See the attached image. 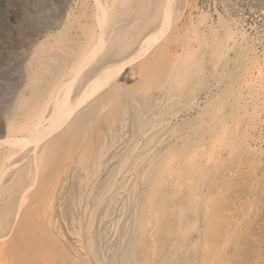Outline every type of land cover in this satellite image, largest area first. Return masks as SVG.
I'll return each mask as SVG.
<instances>
[{"label": "rangeland", "instance_id": "1", "mask_svg": "<svg viewBox=\"0 0 264 264\" xmlns=\"http://www.w3.org/2000/svg\"><path fill=\"white\" fill-rule=\"evenodd\" d=\"M28 1L0 0V65L3 63L0 66V111H2L0 136L5 134L3 138L7 136L6 140L13 139V141L18 139L17 137H23L22 128L29 124L31 126L41 115L42 103L49 100L54 87L53 80L61 74L62 67L66 68L70 62L66 80L69 79L68 77H75L79 71L82 60L80 58L86 51L81 50L83 46L81 42H86L85 48L90 43L87 38L85 39L86 31L87 35L90 32V36L93 30L99 31L94 20L92 24L89 22L80 29L79 23H85V20L77 16L81 4L78 6L75 0L68 2L66 11L64 10L63 16L56 22L61 24V27L58 24V28H48L42 22V24L32 22L29 15L30 10L34 9L27 5L23 6L29 3ZM176 1L178 3L174 11H177L174 13L178 16L183 13L181 18L177 23L173 18L171 29L168 28V31L163 32L164 39L160 35L159 39L152 41V45L147 47L150 49L146 55L144 54L147 57L144 58L145 62L142 59L144 56L137 57L128 66V70L126 69V73L130 70L134 72L136 78L135 76L131 78L129 74L121 75L116 79L118 85L111 88L107 86L98 91L94 95L95 98L92 97L91 103L86 104L85 113L73 119L67 127L57 132L53 139L50 138L40 145L25 142L22 147L19 145L16 147L12 144L13 141L9 140L0 144V264H264V91H262L264 89V79H262L264 78V0H188L189 3L187 0ZM36 2L38 4L40 0ZM87 2L91 5L94 3L93 0ZM55 11L57 10L53 7L48 15H53ZM68 12H73V16L77 19L73 17L71 23L66 19L64 25ZM118 14L115 15L119 18L114 16L116 20L113 21L115 19L113 18V23L120 19L118 22L124 23L119 25L127 26L130 31L126 29L125 32L130 33H125L127 34L125 40V37L121 36L122 32L120 37L116 36L121 30L120 26H118L120 29L109 30L113 32L112 39L108 36V42L113 43L114 47L107 48L108 52L106 51L103 56L105 61L110 58L112 60L111 55L114 58L115 55L112 53L116 51L112 49L119 47H116L117 40L121 42L123 40L127 52L134 53L135 56L141 51L143 27L140 28L143 22L140 20L144 21V19L140 18L135 24L131 22L136 18L135 15L131 14L127 22L128 19L124 20L122 16L124 14L121 13L119 16ZM203 25L212 29L207 30ZM149 27L151 34L158 36L159 24ZM40 29H43L42 34L36 36ZM81 31L85 33L82 34ZM208 33L210 36L207 35ZM114 34L117 38L113 36ZM129 35L131 37L128 38ZM192 35L195 37L193 38ZM232 35L236 37L233 38ZM175 38H178L177 42L180 44L174 42ZM208 38L210 42H205ZM201 41L204 43L202 44ZM130 42L134 43V46ZM182 44L190 48V55L186 54ZM205 44L207 48H204ZM242 47L245 49L243 50ZM59 48H63V51ZM207 50H209L208 56ZM216 51L217 53L220 51L222 57L218 58L219 53L217 55ZM149 52L152 53L148 54ZM157 54H160V58ZM225 56L230 57V60ZM156 58H158L157 62ZM152 59L154 60L150 62L152 65L148 63L146 66L149 69L146 68L148 70L145 72L144 63ZM169 59L174 61L172 67L173 63ZM178 59L179 62L176 61ZM192 59H196L193 61L194 64ZM207 60L211 63H205ZM189 61L193 65L192 69L189 67L191 65ZM139 62L144 63L140 65ZM214 62H217V67ZM139 65L140 67L143 65L142 68L139 69ZM170 67L173 70L171 73ZM178 67L185 68V71H181L183 78H178L176 75ZM259 67L262 70H260L261 77L257 73ZM188 70L194 71L191 72V76ZM206 70L210 72L207 73ZM223 71L224 74L226 72L229 74L222 76ZM230 71L233 73L231 74ZM87 72L83 71L82 77ZM139 72L143 73V77ZM188 75L190 78H187ZM207 78H211L210 81ZM245 82H249L246 83L248 85ZM191 83L196 84V87ZM181 85L184 87L181 88ZM144 86L145 88L142 89ZM189 88H193L192 92L195 88L196 93L190 92L191 89L188 91ZM253 94L254 97L259 96L262 101L254 98ZM205 97H208V100ZM246 99L248 101H245ZM108 100L109 102H106ZM249 103L250 105H247ZM230 105L234 107L231 108ZM210 119L213 122L211 124ZM209 124L211 126L208 127ZM227 126L231 129L226 128ZM156 141H158L157 145ZM219 143L222 146L220 149ZM158 168L162 169H159L160 176L157 174L159 171H155ZM155 174L156 177L159 176V182L158 180L155 182L157 179Z\"/></svg>", "mask_w": 264, "mask_h": 264}, {"label": "bare ground", "instance_id": "2", "mask_svg": "<svg viewBox=\"0 0 264 264\" xmlns=\"http://www.w3.org/2000/svg\"><path fill=\"white\" fill-rule=\"evenodd\" d=\"M39 1V0H38ZM71 0H40V2L37 4V2H36V0H29L28 2L29 3H25V4H23V6H29L30 8H33L34 10H30L31 11V14L29 15V18H30V20L32 21V22H37V23H43L44 24V26L46 25L48 28H58V24L59 23H56L57 21H58V19H60L62 16H63V12H64V10L65 9H67V4H68V2H70ZM74 1V0H73ZM72 1V2H73ZM90 1V0H89ZM185 2H186V0H184ZM75 2H76V4L78 5V6H80L79 4H81V7H80V10L78 11V17L81 19H84L85 20V23H79V27H80V29L82 28V25H88L89 24V22H91L90 24H92L93 23V21L92 20H94V22H95V26H97V28H99V31H95V30H93L92 32H91V36H90V32L88 33V35H87V31H86V33L85 32H83V31H81L82 32V34L83 33H85V39L87 38L88 39V41L90 42V43H88L87 45H86V48L88 47V49H86L85 47H84V45L86 44V42L84 41L83 43L81 42V45H83L82 46V48H81V50L83 51V50H86L85 51V54L84 55H82V57L80 58V59H82L81 60V66H80V69L79 68H76V69H79V71L77 72V74L75 73V71H74V73L76 74L75 75V77H72V78H70V77H68L69 79H67L66 80V78L65 77H67L68 75H69V70L67 71V69H68V67L70 66V62L67 64V66H66V68H63L62 67V71H61V74H58V76H56V78L53 80L54 81V87H52V91H51V93H50V95H49V100H46V101H43L44 103H42L43 105H42V110H41V115H39L38 116V118L35 120V122L31 125V126H26V127H23L22 128V130H24V134L22 135L23 137H21V138H19V137H17L18 139H16V140H14L13 141V139H8L9 141H13L12 142V144L13 145H16V147H17V145H19V146H24L25 145V142L26 143H36L37 145H40V143H44V142H46L48 139H50V138H52V137H54L55 135H56V133L57 132H59L61 129H63L65 126L67 127V125L68 124H70V122L73 120V119H75L76 117H78L80 114H84L85 113V106H86V104H90L91 103V100H92V97H94V95L99 91L100 92V90H102L103 88H105V87H109V88H111V87H113L114 85L116 86V85H118L117 84V81H116V79H118L121 75H126V74H129L130 75V77L132 78H134V76H135V78H136V75L134 74V72H132L131 70L128 72V73H126V69L128 68V66L129 65H131V62H133V61H135V59L137 58V57H140V56H144V54L146 55L147 54V51H148V49H150V48H147V47H149V46H151L152 45V41H156L157 39H159V36L161 35V37L164 35V33L163 32H166V30L168 31V28H169V30L171 29V27H170V25H172L173 23H172V20H173V18H175V21H176V23H177V20H179L181 17V15L183 14H181L180 13V15L178 16L177 15V13H174L175 11H177V10H175L174 11V9H175V6H176V3H178L176 0H155V2H153V0H93V5H91V4H89V2H87V0H75ZM187 2H188V0H187ZM74 3V2H73ZM91 3V2H90ZM189 3V2H188ZM179 4H180V1H179ZM179 4H178V6H179ZM71 5V4H70ZM69 6V5H68ZM53 7H54V9H56L57 11H55L56 13H54L53 15H48L49 14V12H50V10H52L53 9ZM120 7H121V9H120ZM152 7H153V9H152ZM29 9V8H28ZM185 11H186V9L185 8H183ZM126 10V11H125ZM179 10V9H178ZM28 11V10H27ZM66 11V10H65ZM72 11H73V9H72ZM77 10H75V12H76ZM126 12V13H125ZM69 13V12H68ZM117 13H119L118 14V16L122 13V14H124V15H122L123 16V18H124V20L125 19H128L129 17H131L130 15L132 14V15H135L136 16V18H134V19H132L131 20V22H135V24H136V21L138 20L139 21V19L140 18H142V19H144V21L143 20H140V21H142L143 23V26H141V28L140 29H142V27H143V36H142V39H141V51H139L138 53H136L137 54V56H135L134 55V53H130L129 51L127 52V50H126V45L123 43V40H122V42L121 41H119V40H117V44H116V47H118V48H116V49H112V50H114V52L116 51V53H112V54H114L115 56H114V58H113V56L111 55V57H112V60H111V58H110V56H109V58H110V60L108 59V60H104L103 59V56L105 55V53H106V51H107V48H110L111 46L112 47H114V45H113V43H109L108 42V36H109V38L111 37V33L113 32V31H111V32H109V30H111L112 28H114V29H120L121 28V30L118 32V34H116V36L117 37H120V33H121V36H123V37H125L127 34H125V33H127V32H125V30L127 29H129V28H126L127 26H120L119 24L121 23L122 25H123V23L122 22H116L115 24H117V25H115L114 23H113V21H115L116 20V18L114 17V16H116L117 17V15H115V14H117ZM51 14V13H50ZM178 14H179V11H178ZM190 13L188 12V15H189ZM193 14V13H192ZM74 15V13L72 12H70L69 14H67V16H65L66 18H65V23H64V25H66V19L67 20H69L68 22L69 23H71V22H73V20H72V18L74 17L73 16ZM187 15V14H186ZM94 16V18L92 19V17ZM134 16V17H135ZM177 16L179 17V18H177ZM28 17V16H27ZM91 17V18H90ZM186 17V16H185ZM188 17V16H187ZM75 18V17H74ZM113 18H115L113 21H112V19ZM117 18H119V17H117ZM23 19V18H22ZM75 19H77V18H75ZM91 19V20H90ZM122 19V18H121ZM196 19V18H195ZM89 20V21H88ZM123 20V19H122ZM174 21V20H173ZM197 21V20H196ZM21 22V21H20ZM127 22H129V19H128V21ZM195 22V21H194ZM198 22V21H197ZM41 23V24H42ZM63 23V22H62ZM126 23V22H125ZM172 23V24H171ZM175 23V24H176ZM201 23L202 22H200L199 24L201 25ZM138 24V23H137ZM140 24V23H139ZM157 24H159V27H160V29H158V36H157V34H151V28L149 27L150 25H155V26H157ZM186 24V23H185ZM196 24V23H195ZM21 25V24H20ZM60 26L59 27H61V24H59ZM75 25V24H74ZM128 25H129V23H128ZM131 25H133L132 23H131ZM200 25H197V26H200ZM70 26V25H69ZM118 26H120V28L118 27ZM136 26V25H135ZM140 26V25H139ZM174 26V25H173ZM177 26V25H176ZM181 26V25H180ZM204 27H205V25H203ZM33 27V26H32ZM62 27H63V24H62ZM75 27H76V25H75ZM123 27V28H122ZM130 27V26H129ZM132 27V26H131ZM182 27H183V25H182ZM209 27V26H208ZM29 28V27H28ZM41 28V27H40ZM43 28V27H42ZM78 28V27H77ZM174 27H172V29H173ZM181 28V27H180ZM207 30L208 29H212V27L211 28H207V27H205ZM204 28V29H205ZM46 29V28H45ZM61 29H63V28H61ZM68 29V28H67ZM88 29V28H87ZM133 29V28H132ZM136 29V28H135ZM137 29H138V26H137ZM187 29V28H186ZM196 29V28H195ZM203 29V30H204ZM232 29L233 28H231V32H233L232 31ZM29 30H31V29H29ZM37 30V29H36ZM47 30V29H46ZM89 30V29H88ZM152 30H154V29H152ZM213 30H214V28H213ZM239 30H240V28H239ZM34 31H35V29H34ZM33 31V32H34ZM42 31H43V29H40V30H38L37 31V35L36 36H38V34L40 33V34H42ZM63 31V30H62ZM67 31V30H66ZM70 31V30H69ZM74 31V30H73ZM129 31H130V29H129ZM132 31H135V30H132ZM131 31V32H132ZM136 31H138V30H136ZM172 31V30H171ZM186 31V30H185ZM192 31V30H191ZM241 31V30H240ZM239 31V32H240ZM19 32V31H18ZM52 32H54V31H52ZM58 32V31H57ZM155 32H157V31H155ZM200 32V31H199ZM212 32H214V31H212ZM220 32V31H219ZM29 33V32H28ZM32 33V32H31ZM59 33V32H58ZM62 33H64V31L62 32ZM114 33H116V31L114 32ZM128 33H130V32H128ZM171 33V32H170ZM177 33V32H176ZM181 33H182V31H181ZM194 33V32H193ZM196 33V32H195ZM201 33H202V31H201ZM200 33V34H201ZM204 33V32H203ZM202 33V34H203ZM81 34V33H80ZM141 34V33H140ZM167 34V33H166ZM175 34V33H174ZM197 34V33H196ZM205 34V33H204ZM219 34V33H218ZM245 34V33H244ZM5 35V34H4ZM44 35V34H43ZM48 35V34H47ZM133 35V34H132ZM173 35V34H172ZM184 35V34H183ZM198 35V34H197ZM207 35H209V33L207 34ZM237 35V34H236ZM236 35H232L233 36V38H234V36L236 37ZM240 35H241V33H240ZM34 36V35H33ZM46 36V35H45ZM114 37H116L115 36V34L113 35ZM136 36H138V35H136ZM178 36V35H177ZM180 36H181V34H180ZM210 36V35H209ZM212 36H214L213 34H212ZM231 36V37H232ZM244 36V35H243ZM243 36H241V37H243ZM21 37H22V35H21ZM35 37V36H34ZM48 37V36H47ZM116 37V38H117ZM129 37H131L130 35L128 36V38ZM172 37V36H171ZM192 37H193V35H192ZM192 37H191V39H192ZM195 37V36H194ZM193 37V38H194ZM201 37V36H200ZM219 37V36H218ZM240 37V36H239ZM239 37H237V39L239 40ZM19 38V37H18ZM27 37H25V39H26ZM30 38V37H29ZM43 38V37H42ZM52 38H53V36H52ZM79 38H81V36H79ZM137 38H139V37H137ZM163 38V37H162ZM165 38H166V35H165ZM178 38H180V37H178ZM177 38V39H178ZM198 38H199V36H198ZM202 38V37H201ZM200 38V39H201ZM245 38V37H244ZM20 39V38H19ZM31 39H33V37L31 38ZM37 39V38H36ZM41 39V38H40ZM58 39V38H57ZM84 39V40H85ZM111 39H112V37H111ZM118 39H121V38H118ZM132 39V38H131ZM134 39H135V36H134ZM164 39V38H163ZM176 39V38H175ZM177 39L174 41L175 43H178L177 42ZM181 39V38H180ZM179 39V40H180ZM213 39V38H212ZM18 40V39H17ZM27 40H30V39H28L27 38ZM52 40V39H51ZM62 40V39H61ZM79 40H81V39H79ZM125 40H127L126 39V37H125ZM138 40V39H137ZM203 40H204V38H203ZM202 40V41H203ZM15 41V40H14ZM13 41V42H14ZM32 41V40H31ZM41 41V40H40ZM47 41V40H46ZM54 41H56V40H54ZM63 41V40H62ZM82 41V40H81ZM93 41V42H92ZM130 41V40H129ZM161 40H159V42H160ZM172 41V42H173ZM193 41H194V39H193ZM201 41V42H202ZM210 42V40H209V38H208V40H205V42ZM212 41V40H211ZM229 41V40H228ZM232 41V40H231ZM240 41V40H239ZM249 41V40H248ZM247 41V42H248ZM43 42H44V40H43ZM49 42H51V41H49ZM125 42V41H124ZM128 42V41H127ZM158 42V41H157ZM158 42V43H159ZM172 42H170V43H172ZM190 42V41H189ZM236 42H238L237 40H236ZM241 43H242V41H240ZM245 42V41H244ZM24 43H26V42H24ZM32 43V42H31ZM55 43V42H54ZM116 42L114 41V44H115ZM129 43V42H128ZM132 42H130V44H131ZM204 42H202V44H203ZM212 43L214 44V39H213V41H212ZM28 44V43H27ZM27 44H25V45H27ZM37 44V43H36ZM130 44H129V46H130ZM133 44V46H134V43H132ZM131 44V45H132ZM178 44H180V42L178 43ZM177 44V45H178ZM230 43H228V45H229ZM235 44H237V43H234V45ZM253 44V43H252ZM251 44V45H252ZM42 45V44H41ZM44 45H45V43H44ZM48 45H50L49 43H48ZM47 45V46H48ZM76 45V44H75ZM74 45V46H75ZM79 45H80V41H79ZM155 45V44H154ZM175 45V44H174ZM209 45V44H208ZM227 45V44H226ZM239 45V44H238ZM243 45V44H242ZM245 45V44H244ZM254 45V44H253ZM252 45V47L254 48V46ZM33 46H34V44H33ZM110 46V47H109ZM128 46V45H127ZM140 46V45H139ZM180 46V45H179ZM181 46H183L184 47V51H186V54L188 55L189 53H190V48L189 47H187L186 45H184V44H182ZM205 47L204 48H207L206 46H207V44H205L204 45ZM231 46H233V43H232V45ZM240 46V45H239ZM247 46V45H246ZM27 47H28V45H27ZM130 47H132V46H130ZM170 46H168V48H169ZM175 47H176V45H175ZM178 47V46H177ZM208 47H210V46H208ZM238 47V46H237ZM18 48V47H17ZM66 48V47H65ZM168 48H167V50H168ZM179 48V47H178ZM212 48V47H211ZM230 48V47H229ZM233 48V47H232ZM240 48H241V46H240ZM248 48H249V45H248ZM26 49V48H25ZM32 49V48H31ZM31 49L29 50V51H31ZM56 49V48H55ZM54 49V50H55ZM60 49V48H59ZM58 49V50H59ZM63 49V48H62ZM62 49H60V50H62ZM69 49V48H68ZM71 49H73V47L71 48ZM235 49V48H234ZM242 49H243V47H242ZM245 49V48H244ZM243 49V50H244ZM16 50V49H15ZM22 50V49H21ZM28 50V49H27ZM26 50V51H27ZM47 50V49H46ZM49 50H50V48H49ZM53 50V51H54ZM67 50V49H66ZM75 50V49H74ZM131 50V49H130ZM174 50V49H173ZM180 50V49H179ZM203 50H205V49H203ZM250 50H251V48H250ZM249 50V51H250ZM22 51H24V49L22 50ZM36 51V50H35ZM42 51V50H41ZM63 51V50H62ZM69 51H70V49H69ZM137 51V50H136ZM155 51H156V49H155ZM154 50H153V52H155ZM208 51V52H207ZM206 51V53H207V56L209 55L208 53H209V50H207ZM215 51V50H214ZM224 51V50H223ZM227 51V50H226ZM248 51V52H249ZM257 51V50H256ZM255 51V52H256ZM38 52V51H37ZM50 52V51H49ZM108 52V51H107ZM110 52H112L111 50H110ZM159 52V51H158ZM158 52H156V53H158ZM163 52V51H162ZM166 52V51H165ZM169 52H170V50H169ZM173 52V51H172ZM171 52V53H172ZM180 52V51H179ZM200 52V51H199ZM212 52V51H211ZM247 52V51H246ZM252 52V51H251ZM22 53V52H21ZM34 53H36V52H34ZM84 53V52H83ZM139 53H140V55H139ZM150 53H152V52H149L148 54H150ZM156 53H154L153 55L155 56V54ZM160 53V52H159ZM182 53V52H181ZM197 53V52H196ZM213 53V52H212ZM216 53H217V51H216ZM218 53H219V55H218ZM218 53H217V57L218 58H220V57H222V54L220 55V51H218ZM26 54V53H25ZM24 54V55H25ZM31 54V53H30ZM36 54H38V53H36ZM41 54V53H40ZM53 54V53H52ZM52 54H51V56H52ZM71 54V53H70ZM82 54V53H81ZM111 54V53H110ZM170 54V53H169ZM173 54V53H172ZM175 54H176V52H175ZM198 54V53H197ZM250 54V53H249ZM254 54H256L257 55V53H254ZM78 55H79V53H78ZM139 55V56H138ZM158 55V54H157ZM164 55V54H163ZM168 55V54H167ZM177 55H178V53H177ZM179 55H181V54H179ZM190 55V54H189ZM199 55H200V53H199ZM198 55V56H199ZM205 55V54H204ZM215 55V54H214ZM247 55V54H246ZM19 56V55H18ZM46 56V55H45ZM50 56V57H51ZM56 56V55H55ZM72 56V55H71ZM135 56V57H134ZM160 56V54L158 55V58H160L159 57ZM161 56H162V54H161ZM164 56H166V55H164ZM171 56H173V55H171ZM206 56V55H205ZM220 56V57H219ZM242 56V55H241ZM76 59H77V54H76ZM79 57V56H78ZM176 57V56H175ZM215 57V56H214ZM226 58L228 57V56H225ZM7 58V57H6ZM41 58V57H40ZM42 58H44V57H42ZM105 58V57H104ZM147 59V57H143L142 59ZM149 58V57H148ZM153 59H154V57H152ZM158 58H156V62H157V59ZM166 58H167V56H166ZM170 58V57H169ZM176 58H178V57H176ZM197 58H199V57H197ZM196 58V59H197ZM208 58H210V57H208ZM216 58V57H215ZM217 58V59H218ZM230 58V57H229ZM229 58H227V59H229ZM241 58V57H240ZM243 58H245L246 59V57H244V55H243ZM249 58V57H248ZM104 61H103V60ZM139 59H141V58H139ZM145 59H144V62H145ZM150 60L149 62L146 60V64L144 63V65H145V67L143 66V68H148L149 69V67L148 66H146V65H148V63H150L151 61H154V60ZM161 59H162V57H161ZM168 59V58H167ZM196 59H194V60H196ZM165 60V59H164ZM163 60V61H164ZM170 60V62H172L171 60L172 59H169ZM182 60V59H181ZM193 59H192V63H193V61H194ZM198 60V59H197ZM203 60H204V58H203ZM230 60V59H229ZM228 60V61H229ZM237 60V63H238V59H236ZM235 60V61H236ZM72 61H73V59H72ZM78 61H79V59H78ZM103 61V62H102ZM138 61V60H137ZM136 61V62H137ZM176 61H180L179 59L178 60H176ZM185 61V60H184ZM211 61L213 62V60L211 59ZM211 61H209L210 63H211ZM219 61H220V59H219ZM218 61V62H219ZM226 62H228L227 60H225ZM261 61V60H260ZM53 62V61H52ZM96 62V63H95ZM102 62V63H101ZM160 62V60H158V63ZM165 62V61H164ZM168 62V61H167ZM166 62V63H167ZM174 62V61H173ZM172 62V63H173ZM178 62H176L175 64L177 65L178 64ZM197 62V61H196ZM206 62H208V60L207 61H205V63ZM208 62V63H209ZM255 62H257V60L255 61ZM29 63H31V62H29ZM43 63V62H42ZM100 64V65H97V64ZM140 63V62H139ZM143 63H140V65L141 64H143ZM152 63V62H151ZM150 63V64H151ZM154 63V62H153ZM157 63V64H158ZM188 63H191L190 61L188 62ZM192 63H191V65L189 66V67H191V66H193L192 65ZM195 63V62H194ZM193 63V64H194ZM203 64H205L204 62H202ZM215 64L217 63V62H214ZM234 63V62H233ZM243 63H245V62H243ZM3 64V63H2ZM1 64V65H2ZM79 64V63H78ZM160 64V63H159ZM187 64V63H186ZM197 64V63H196ZM202 64V65H203ZM213 64V63H212ZM246 64V63H245ZM256 64V63H255ZM0 65V66H1ZM42 65H44V63L42 64ZM132 65H134V64H132ZM140 65L138 66L139 67V69L140 68H142V66L140 67ZM152 65V64H151ZM172 65H174V63L173 64H171V67H172ZM209 65V64H208ZM207 65V66H208ZM214 65V64H213ZM213 65H211V67H213ZM218 65H220V64H218ZM228 65V64H227ZM235 65V64H234ZM247 65V64H246ZM259 65V64H258ZM261 65V64H260ZM45 66V65H44ZM90 66H93L92 68L90 67ZM137 66V65H136ZM150 66V65H149ZM165 66H168V64L166 65L165 64ZM179 66V65H178ZM245 66V65H244ZM251 66H252V64H251ZM250 66V67H251ZM256 66V65H255ZM262 66V65H261ZM31 67V66H30ZM75 67H78L77 65H75ZM90 67V70H89V72H87V70H88V68ZM171 67H170V69H171ZM174 67H176V66H174ZM199 68H200V66H198ZM202 67V66H201ZM209 67V66H208ZM215 67H217V64L215 65ZM232 67V66H231ZM249 67V66H248ZM263 67V66H262ZM179 69L178 70H176L177 71V77L178 78H183L184 76H183V74L181 73V71H185V68L184 67H178ZM188 68V67H187ZM187 68H186V70H187ZM214 68V67H213ZM225 68V67H224ZM245 68V67H244ZM258 68V67H257ZM260 68V67H259ZM75 69V68H74ZM132 69V68H131ZM135 69V68H134ZM144 69V71L146 72L148 69H146L145 70ZM169 69V71H170V73H171V71H173L172 69L170 70ZM173 69H175V68H173ZM191 69H192V67H191ZM198 69V68H197ZM212 69V68H211ZM240 69V68H239ZM243 69V68H242ZM255 69V68H254ZM128 70V69H127ZM152 70V69H151ZM202 70V69H201ZM209 70H210V68H209ZM230 70H234V69H231L230 68ZM238 70V69H237ZM247 70H249V69H247ZM257 70V69H256ZM261 68L260 69H258V75L260 76V74H261ZM29 71V70H28ZM65 71H67V74L66 75H64V72ZM83 71H86L87 73L82 77V72ZM137 71H138V69H137ZM158 71V70H157ZM167 71H168V68H167ZM168 71V72H169ZM213 71H215V70H213ZM224 71H226V70H224ZM224 71H223V73H221L222 74V76H223V74H224ZM244 71V70H243ZM255 71V70H254ZM253 71V72H254ZM14 72V71H13ZM71 72H73V71H70V73ZM188 72H189V70H188ZM192 73L194 72V71H191ZM191 72H189V73H191ZM204 72V71H203ZM206 72H207V70H206ZM208 72H210V71H208ZM207 72V73H208ZM229 72V71H228ZM232 71H230V73H231ZM236 72V71H235ZM248 72V71H247ZM31 73V72H30ZM36 73V72H35ZM43 73V72H42ZM82 73V74H81ZM137 73V72H136ZM175 73V71L173 72V74ZM192 73L190 74V76L192 75ZM202 73V72H201ZM216 73V72H215ZM227 73V72H226ZM225 73V74H226ZM233 73V72H232ZM231 73V74H232ZM246 73V72H245ZM263 73V72H262ZM32 74V73H31ZM39 74V73H38ZM80 74H81V76H80ZM142 75V77H143V73H140L139 72V75ZM172 74V75H173ZM185 74H187V72L185 73ZM210 74H212V73H210ZM224 74V75H225ZM227 74H229V73H227ZM255 74V73H254ZM137 75H138V73H137ZM167 75L169 76V74L167 73ZM194 75V74H193ZM197 75V74H196ZM251 75V74H250ZM258 75H256V76H258ZM29 76V75H28ZM39 76H41V75H39ZM157 76V75H156ZM167 76V77H168ZM174 76H175V74H174ZM195 76V75H194ZM216 76V75H215ZM228 76V75H227ZM243 76V75H242ZM245 76V75H244ZM243 76V77H244ZM255 76V77H256ZM10 77V76H9ZM127 77V76H126ZM142 77H140V79L142 78ZM145 77V76H144ZM176 77V76H175ZM175 77H173V79H175ZM197 77V76H196ZM195 77V78H196ZM201 77V76H200ZM207 77V76H206ZM205 76H204V78H206ZM230 77V76H229ZM247 77V76H246ZM249 77V76H248ZM251 77V76H250ZM254 77V76H253ZM261 77V76H260ZM1 78H3V77H1ZM26 78H28L29 79V77H26ZM137 78H139V76L137 77ZM150 78V77H149ZM164 78V77H163ZM186 78V77H185ZM187 78H190L189 77V75L187 76ZM198 78V77H197ZM202 78V77H201ZM203 78V79H204ZM224 78V77H223ZM41 79V78H40ZM169 79V78H168ZM170 79H171V77H170ZM169 79V80H170ZM208 79V78H207ZM209 79H211V78H209ZM208 79V80H209ZM213 79H214V77H213ZM225 79H226V77H225ZM244 79H246V78H244ZM262 79H264V78H262ZM39 79H37V81H38ZM120 80V79H119ZM121 80H122V78H121ZM120 80V81H121ZM127 80V79H126ZM125 80V81H126ZM137 80V79H136ZM183 80H185V79H183ZM182 80V81H183ZM196 80V79H195ZM233 80H235V78L233 77ZM247 80V79H246ZM251 80H252V78H251ZM138 81H139V79H138ZM204 81V80H203ZM207 81V80H206ZM210 81V80H209ZM216 81V80H215ZM218 81H219V79H218ZM255 81H257V80H255ZM259 81V80H258ZM257 81V82H258ZM29 82V81H28ZM128 82V81H127ZM140 82V81H139ZM152 82V81H151ZM185 82H186V80H185ZM192 82V81H191ZM194 82V81H193ZM199 82V81H198ZM201 82V81H200ZM217 82V81H216ZM249 82H250V80H249ZM249 82H245V84L246 83H249ZM252 82V81H251ZM261 82V81H260ZM259 82V83H260ZM119 83V82H118ZM135 83H136V81H135ZM166 83H167V81H166ZM165 83V84H166ZM179 83H180V80H179ZM184 83V82H183ZM189 83V82H188ZM202 83V82H201ZM210 83V82H209ZM218 83V82H217ZM216 83V84H217ZM237 83H238V81H237ZM253 83V82H252ZM262 83V82H261ZM150 85H152L151 83H149ZM162 84V83H161ZM161 84H159V86L161 85ZM191 84H193V85H195V87H196V84H194V83H191ZM257 84V83H256ZM126 85V84H125ZM133 85V84H132ZM136 85V84H135ZM140 85V84H139ZM146 85H147V83H146ZM145 85V86H146ZM185 85H186V83H185ZM188 85H190V84H188ZM202 85V84H201ZM210 85V84H209ZM229 85H231V84H229ZM228 85V86H229ZM238 85V84H237ZM236 85V86H237ZM242 85V84H241ZM240 85V86H241ZM246 85H248V84H246ZM246 85H244V87L246 86ZM251 84H249V86H250ZM254 85H255V82H254ZM261 85H263V84H261ZM5 86V85H4ZM25 86H27V84L25 85ZM122 86V85H121ZM124 86V85H123ZM122 86V87H123ZM145 86L144 87H142V89L143 88H145ZM159 86H158V88H159ZM169 86V85H168ZM182 86L183 85H181V88H182ZM191 86V85H190ZM199 86V85H198ZM197 86V87H198ZM204 86V85H203ZM202 86V87H203ZM251 86H253V85H251ZM75 87H76V90H75ZM139 87V86H138ZM147 87V86H146ZM152 87V86H151ZM150 87V88H151ZM184 87V86H183ZM185 87H187V86H185ZM210 87V86H209ZM255 87V86H254ZM150 88H148V89H150ZM160 88H161V86H160ZM166 88V87H165ZM204 88V87H203ZM208 88V87H207ZM226 88V87H225ZM236 88V87H235ZM242 88V87H241ZM250 88V87H249ZM118 90H120L119 88H117ZM133 89V88H132ZM138 89H140V88H138ZM142 89H140V90H142ZM168 89H169V87H168ZM184 89H187V88H184ZM190 89H191V91H190ZM224 89V88H223ZM255 89V88H254ZM122 90H123V88H122ZM153 90V89H152ZM166 90V89H165ZM170 90V89H169ZM192 90H193V88H189L188 89V91H190V92H192ZM216 90V89H215ZM225 90V89H224ZM239 90V89H238ZM121 91V90H120ZM144 91H148V90H144ZM154 91H155V89H154ZM158 92H159V90H157ZM183 90H181V92H182ZM185 91V90H184ZM200 91V90H199ZM205 91V90H204ZM214 91V90H213ZM212 91V92H213ZM244 91V90H243ZM260 91V90H259ZM262 91H264V89L262 90ZM117 92V91H116ZM115 92V93H116ZM119 92V91H118ZM117 92V93H118ZM134 92V91H133ZM137 92H142V91H137ZM152 93L151 94H153V91H151ZM190 92H189V94H190ZM193 92H195V88H194V91ZM192 92V93H193ZM215 92V91H214ZM237 92V91H236ZM235 92V93H236ZM253 92V91H252ZM111 93V92H110ZM147 93V92H146ZM149 93V92H148ZM168 93H169V91H168ZM180 93V92H179ZM183 93V92H182ZM188 93V92H187ZM186 93V94H187ZM196 93V92H195ZM217 93V92H216ZM220 93V92H219ZM251 93V92H250ZM250 93H249V95H250ZM256 93V92H255ZM262 93V92H261ZM22 94V93H21ZM39 94V93H38ZM136 94V93H135ZM138 94V93H137ZM156 94V93H155ZM170 94L172 95V93H171V90H170ZM181 94V93H180ZM252 94V93H251ZM47 95V96H48ZM107 95H109V92H108V94ZM117 95V94H116ZM115 95V96H116ZM124 95H125V90H124ZM183 95V94H182ZM196 95V94H195ZM218 94H216V96H217ZM220 95V94H219ZM232 95H234L235 96V94L234 93H232ZM240 95V94H239ZM256 95H259V94H257L256 93ZM12 96V95H11ZM26 96V95H25ZM33 96V95H32ZM119 96V95H118ZM126 96V95H125ZM124 96V97H125ZM153 96V95H152ZM173 96V95H172ZM188 96V95H187ZM192 96V95H191ZM198 96V95H197ZM209 96V95H208ZM210 96H212V95H210ZM216 96H215V98H216ZM242 96V95H241ZM260 96V95H259ZM259 96L258 97H254V94H253V97L254 98H258L259 99ZM3 97H5V96H3ZM110 97V96H109ZM154 97V96H153ZM180 97H182V96H180ZM184 97H185V93H184ZM214 97V96H213ZM236 97V96H235ZM239 97V96H238ZM262 98H263V96H261ZM12 98V97H11ZM46 98V97H45ZM95 98V97H94ZM103 98V97H102ZM116 98H118V97H116ZM122 98V97H121ZM120 98V99H121ZM126 98V97H125ZM150 98V97H149ZM173 98H174V96H173ZM188 98V97H187ZM206 98V97H205ZM208 98V97H207ZM206 98V99H207ZM226 98V97H225ZM10 99V98H9ZM111 99H113L112 97H111ZM119 99V98H118ZM211 99V98H210ZM219 99V98H218ZM221 99H222V97H221ZM221 99H220V101H221ZM228 99V98H227ZM2 100V99H1ZM104 100V99H103ZM116 100V99H115ZM173 100H175V99H173ZM186 100V99H185ZM192 100V99H191ZM190 100V101H191ZM208 100V99H207ZM212 100V99H211ZM216 100V99H215ZM230 100V99H229ZM236 100H238V99H236ZM261 99H259V101H260ZM26 101V100H25ZM127 101V100H126ZM233 101V100H232ZM235 101V100H234ZM245 101H248L247 99L245 100ZM250 101V100H249ZM257 101V100H256ZM259 101H257V102H259ZM262 101V100H261ZM106 102H109V100L108 101H106ZM112 102V101H111ZM129 102V101H128ZM213 102V101H212ZM238 102H240L239 100H238ZM100 103H102V100H101V102ZM127 103V102H126ZM133 103V102H132ZM211 103V102H210ZM218 103V102H217ZM217 103H214V105L215 104H217ZM220 103V102H219ZM236 103V102H235ZM252 103V102H251ZM254 103V102H253ZM256 103V102H255ZM6 104V103H5ZM10 104V103H9ZM18 104V103H17ZM160 104V103H159ZM189 104V103H188ZM221 104V103H220ZM223 104V103H222ZM237 104H239V103H237ZM262 104V103H261ZM206 105V104H205ZM240 105V104H239ZM247 105H250V103L249 104H247ZM19 106V105H18ZM109 106V105H108ZM128 106V105H127ZM195 106V105H194ZM200 106V105H199ZM212 106V105H211ZM231 106V105H230ZM252 106V105H251ZM20 107V106H19ZM87 107V106H86ZM113 107V106H112ZM197 107V106H196ZM204 107V106H203ZM234 107V106H233ZM232 106H231V108H233ZM7 109H8V107H6ZM119 108V107H118ZM162 108V107H161ZM190 108V107H189ZM201 108V107H200ZM208 108V107H207ZM211 108V107H210ZM213 108V107H212ZM220 108V107H219ZM224 108V107H223ZM238 108V107H237ZM240 108V107H239ZM247 108H249L248 106H247ZM251 108V107H250ZM129 109V108H128ZM188 109V108H187ZM206 109V108H205ZM229 109V108H228ZM3 110H6V109H4L3 108ZM16 110V109H15ZM152 110H153V107H152ZM184 110V109H183ZM191 110V109H190ZM212 110V109H211ZM226 110V109H225ZM232 110V109H231ZM238 110H240V109H238ZM204 111V110H203ZM234 111V110H233ZM251 111V110H250ZM0 112H2V111H0ZM123 112V111H122ZM176 112V111H175ZM174 112V115L176 114ZM179 112V111H178ZM181 112V111H180ZM179 112V113H180ZM187 112H189V110L187 111ZM14 113H15V111H14ZM14 113H11V114H14ZM127 113V112H126ZM198 113V112H197ZM200 113H202V111L200 112ZM204 113V112H203ZM214 113H216V111L214 112ZM236 113V112H235ZM240 113H242V112H240ZM248 113V112H247ZM0 114H2V113H0ZM4 114V113H3ZM10 114V115H11ZM171 114H172V112H171ZM199 114V113H198ZM234 114V113H233ZM232 114V115H233ZM238 114H239V112H238ZM249 114V113H248ZM7 115V114H6ZM108 115V114H107ZM109 115H111V114H109ZM196 115V114H195ZM202 116H203V114H202ZM235 116V115H234ZM236 116H238L237 114H236ZM105 117V116H104ZM171 117H172V115H171ZM188 117V116H187ZM193 117V116H192ZM208 117V116H207ZM216 117V116H215ZM6 118V117H5ZM4 118V119H5ZM9 118H11V117H9ZM8 118V119H9ZM110 118V117H109ZM129 118H132V117H130L129 116ZM162 118V117H161ZM190 118V117H189ZM205 118V117H204ZM7 119V120H8ZM13 119V118H12ZM159 119V118H158ZM166 119H167V117H166ZM209 119V118H208ZM216 119H218V118H216ZM233 119V118H232ZM232 119L230 120V121H232ZM34 120V119H33ZM106 120H108V118L106 119ZM130 120V119H129ZM155 119H153V121H154ZM188 120V119H187ZM203 120H206V119H203ZM220 120V119H219ZM218 120V121H219ZM18 121V120H17ZM171 121V120H170ZM217 121V120H216ZM221 121V120H220ZM148 122V121H147ZM146 122V123H147ZM151 122H152V120H151ZM155 122H156V120H155ZM161 122H163V121H161ZM153 123V122H152ZM209 123L211 124V123H213V122H211V119H210V121H209ZM219 123V122H218ZM226 123V122H225ZM229 123V122H228ZM23 124V123H22ZM21 124V125H22ZM201 124V123H200ZM208 125V127L209 126H211V125ZM217 124V123H216ZM216 124H214V125H216ZM230 124V123H229ZM234 124V123H233ZM237 124V123H236ZM116 125V124H115ZM147 125V124H146ZM151 125V124H150ZM149 125V126H150ZM154 125V124H153ZM178 125V124H177ZM203 125H205V124H203ZM206 125H207V123H206ZM205 125V126H206ZM213 125V126H214ZM232 125V124H231ZM113 126V124H111V127ZM157 126V125H156ZM171 126V125H170ZM0 127H1V124H0ZM8 127H10V126H8ZM22 127V126H21ZM161 127V126H160ZM163 127V126H162ZM193 127V126H192ZM207 127V128H208ZM251 127V126H250ZM115 128H117L116 126H115ZM168 128V127H167ZM201 128L202 129H204L202 126H201ZM226 128H230L231 129V127H226ZM234 128V127H233ZM248 128V127H247ZM246 128V129H247ZM144 129H145V127H144ZM175 129V128H174ZM202 129H201V132H202ZM4 130V129H3ZM8 130V129H7ZM114 130V129H113ZM152 130V129H151ZM155 130V129H154ZM160 130V129H159ZM169 130V129H168ZM195 130V129H194ZM103 131V130H102ZM108 131V130H107ZM141 131V130H140ZM148 131V130H147ZM226 131V130H225ZM248 131V130H247ZM139 132V131H138ZM170 132H172V131H170ZM191 132V131H190ZM209 132V131H208ZM151 133V132H150ZM187 133V132H186ZM122 134V133H121ZM148 134V133H147ZM147 134H145V135H147ZM3 135V134H2ZM5 135V134H4ZM4 135L3 136H0V144L1 143H4V142H7L8 140H6V137L5 138H3L4 137ZM103 135V134H102ZM149 135V134H148ZM186 135H188V133L186 134ZM193 135V134H192ZM233 135H235V134H233ZM163 136V135H162ZM205 136V135H204ZM221 137H222V135H220ZM224 136V135H223ZM98 137V136H97ZM187 137V136H186ZM215 137V136H214ZM11 138V137H10ZM55 138V137H54ZM163 138H164V136H163ZM53 139V138H52ZM153 139V138H152ZM157 139H159V138H157ZM191 139V138H190ZM206 139V138H205ZM204 139V140H205ZM237 139V138H236ZM167 140V139H166ZM223 140V139H222ZM225 140V139H224ZM229 140V139H228ZM233 140V139H232ZM243 140V139H242ZM159 141V140H158ZM158 141H156L157 143H156V145L158 144ZM219 142V141H218ZM245 142V141H244ZM163 143V142H162ZM217 143V142H216ZM223 143V142H222ZM141 144V143H140ZM224 144V143H223ZM227 144V143H226ZM230 144V143H229ZM148 145V144H147ZM152 145V144H151ZM10 146V145H9ZM140 146V145H139ZM145 146V145H144ZM153 146V145H152ZM171 146V145H170ZM204 146V145H203ZM230 146V145H229ZM235 146V145H234ZM4 147V146H3ZM34 147V146H33ZM220 147H222L221 146V144L219 143V149H220ZM224 147V146H223ZM19 148V147H18ZM36 148V147H35ZM37 148H38V146H37ZM146 148V147H145ZM151 148V147H150ZM23 149V148H22ZM34 149V148H33ZM130 149V148H129ZM141 149V148H140ZM159 149H160V147H159ZM176 149V148H175ZM225 149H227V147L225 146ZM229 149V148H228ZM3 150V149H2ZM5 150L6 149H4V152H5ZM11 150V149H10ZM26 150V149H25ZM35 150V149H34ZM42 150V149H41ZM137 150V149H136ZM158 150V149H157ZM157 150L155 151V152H157ZM199 150H201V149H199ZM1 151V150H0ZM32 151V150H31ZM39 151V150H38ZM130 151V150H129ZM164 151V150H163ZM167 151V150H166ZM181 151H183V150H181ZM140 152V151H139ZM148 152V151H147ZM170 152V151H169ZM208 152V151H207ZM219 152V151H218ZM230 152V151H229ZM25 153H26V151H25ZM152 153V152H151ZM213 153V152H212ZM26 154H28V153H26ZM145 154H147V153H145ZM203 154H205V153H203ZM210 154H211V152H210ZM209 154V155H210ZM13 155V154H12ZM30 155V154H29ZM166 155V154H165ZM208 155V156H209ZM16 156H17V154H16ZM16 156H14V157H16ZM41 156V155H40ZM162 156V155H161ZM216 156H218V155H216ZM224 157H225V155H224ZM3 158V157H2ZM27 158V157H26ZM133 158V157H132ZM164 158V157H163ZM212 158V157H211ZM210 158V159H211ZM222 158V157H221ZM4 159V158H3ZM140 159V158H139ZM144 159V158H143ZM142 159V160H143ZM219 159H220V156H219ZM25 160V159H24ZM23 160V161H24ZM33 160H34V158H33ZM209 160V159H208ZM213 160V159H212ZM223 160V159H222ZM9 161H11V160H9ZM188 161V160H187ZM186 161V162H187ZM190 162H191V160H189ZM188 161V162H189ZM2 162H3V160H2ZM35 161H33V163H34ZM147 162V161H146ZM145 162V163H146ZM176 162V161H175ZM187 162V163H188ZM225 162V161H224ZM6 163H8V162H6ZM76 163V162H75ZM130 163V162H129ZM162 163V162H161ZM0 164H1V162H0ZM9 164V163H8ZM20 164V163H19ZM35 164H36V162H35ZM4 165V164H3ZM156 165V164H155ZM160 165H162V164H160ZM160 165H157V166H159L160 167ZM189 165H191V164H189ZM206 165H207V163H206ZM15 166V165H14ZM19 166V165H18ZM164 166V165H163ZM183 166V165H182ZM6 167V166H5ZM13 167V166H12ZM17 167V166H16ZM37 166H35V168H36ZM162 167V166H161ZM165 167V166H164ZM163 168V167H162ZM174 168V167H173ZM2 169H6V168H2ZM12 169V168H11ZM11 169H9V170H11ZM159 169H161V168H158V170L156 169L155 171H159ZM166 169H168L167 167H166ZM186 169V168H185ZM142 170V169H141ZM144 170H145V168H144ZM143 170V171H144ZM151 170V169H150ZM153 170V169H152ZM162 170V169H161ZM161 170L157 173V172H155V173H157L158 175L160 174V172H161ZM1 171H3V170H1ZM5 171V170H4ZM36 171V170H35ZM149 171V170H148ZM124 172H125V170H124ZM198 173V172H197ZM130 174V173H129ZM136 174V173H135ZM1 175H3V174H1ZM36 175H38V173L36 174ZM11 176H13V175H11ZM29 176H30V174H29ZM60 176H61V174H60ZM59 176V177H60ZM150 176V175H149ZM160 176V175H159ZM159 176H157L156 177V174H155V177L157 178L156 179V181L155 182H157V180H158V177ZM179 176V175H178ZM13 177H15V176H13ZM36 177V176H35ZM133 177V176H132ZM144 177V176H143ZM170 177V176H169ZM34 178V177H33ZM37 178V177H36ZM131 178V177H130ZM13 179V178H12ZM57 179H59V178H57ZM56 179V180H57ZM153 179H155V178H153ZM1 181V180H0ZM178 181V180H177ZM153 182V184H154V181H152ZM158 182H159V180H158ZM34 183V182H33ZM152 183H151V185H153ZM30 185H32V184H30ZM154 186H156V185H154ZM157 186H159V185H157ZM29 187V186H28ZM27 187V188H28ZM32 188V187H31ZM134 188V187H133ZM160 188V187H159ZM168 188V187H167ZM169 188H170V186H169ZM168 188V189H169ZM30 189V188H29ZM56 189H57V187H56ZM154 189V188H153ZM26 191V190H25ZM39 192V191H38ZM154 192V191H153ZM152 192V193H153ZM205 192V191H204ZM28 194V193H27ZM154 194V193H153ZM23 195V194H22ZM22 197V196H21ZM30 197V196H29ZM28 197V198H29ZM37 197V196H36ZM35 197V198H36ZM134 197V196H133ZM24 198V197H23ZM54 198V197H53ZM25 199H26V197H25ZM154 199V198H153ZM25 201V200H24ZM146 201V200H145ZM148 201V200H147ZM98 202V201H97ZM105 202V201H104ZM21 204H23L22 202H21ZM99 205V204H98ZM165 205V204H164ZM43 206V205H42ZM50 206V205H49ZM93 207H96V206H93ZM94 210H96L95 208H94ZM152 211V210H151ZM93 213H95V212H93ZM124 214V213H123ZM92 219V218H91ZM54 220V219H53ZM50 221V220H49ZM89 221V220H88ZM92 222V221H91ZM94 222V221H93ZM88 223V222H87ZM150 223V222H149ZM128 225V224H127ZM139 225V224H138ZM149 225V224H148ZM14 229V228H13ZM87 229V228H86ZM10 230V229H9ZM88 230V229H87ZM91 231V230H90ZM128 231V230H127ZM14 232V231H13ZM87 232V231H86ZM124 232V231H123ZM129 232V231H128ZM122 233V232H121ZM10 234V233H9ZM8 234V235H9ZM87 234V233H86ZM90 234H91V232H90ZM119 234H120V232H119ZM92 235V234H91ZM93 237V236H92ZM87 238V237H86ZM4 240H5V236H4V238H3ZM8 239V238H7ZM92 239V238H91ZM93 240V239H92ZM124 240V239H123ZM87 241H89V240H87ZM129 242V241H128ZM135 243V242H134ZM127 244V243H126ZM132 244V243H131ZM57 245V244H56ZM91 245L93 246V244L91 243ZM90 245V246H91ZM119 245V244H118ZM1 246V245H0ZM89 246V245H88ZM91 246V247H92ZM132 246V245H131ZM135 246V245H134ZM133 247V246H132ZM86 248H87V245H86ZM89 248V247H88ZM135 248V247H134ZM92 249H94V248H92ZM90 250H91V248H90ZM89 250V251H90ZM94 252V251H93ZM115 252H116V250H115ZM135 252H137V251H135ZM89 253V252H88ZM91 253H92V251H91ZM83 254V253H82ZM103 255V254H102ZM92 256V255H91ZM128 257V256H127ZM94 258V257H93ZM90 259V258H89ZM124 259V258H123ZM146 259V258H145ZM148 259V258H147ZM47 260V259H46ZM92 260V259H91ZM95 260V259H94ZM100 261V260H99ZM105 261V260H104ZM1 262V261H0ZM66 262V261H65ZM96 262H97V260H96ZM106 262V261H105ZM121 262V261H120ZM98 263V262H97ZM101 263V262H100ZM102 264V263H101ZM119 264V263H118Z\"/></svg>", "mask_w": 264, "mask_h": 264}]
</instances>
